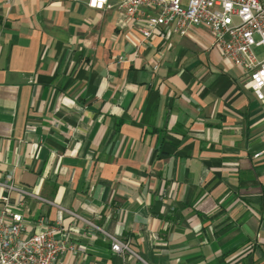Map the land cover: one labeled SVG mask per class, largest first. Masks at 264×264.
Masks as SVG:
<instances>
[{"label": "crops", "instance_id": "1", "mask_svg": "<svg viewBox=\"0 0 264 264\" xmlns=\"http://www.w3.org/2000/svg\"><path fill=\"white\" fill-rule=\"evenodd\" d=\"M84 1L0 0V180L43 200L28 230L80 217L59 264H123L98 228L147 264H264V112L242 69L205 28L141 43Z\"/></svg>", "mask_w": 264, "mask_h": 264}, {"label": "built area", "instance_id": "2", "mask_svg": "<svg viewBox=\"0 0 264 264\" xmlns=\"http://www.w3.org/2000/svg\"><path fill=\"white\" fill-rule=\"evenodd\" d=\"M84 4L95 11L117 6L127 24L141 37V43L156 33L168 37L185 35L191 27L205 28L212 37L211 47L242 69L244 87L252 92L264 112V54L255 52L264 49V0H85ZM27 198L43 201L11 176L0 180V264H59L61 255L74 249L66 241L56 239L63 215L80 217L57 207L54 224L40 217L28 230L23 214ZM98 230L109 241L112 253L127 257L123 264H132V260L147 264L129 248L128 242Z\"/></svg>", "mask_w": 264, "mask_h": 264}, {"label": "rangeland", "instance_id": "3", "mask_svg": "<svg viewBox=\"0 0 264 264\" xmlns=\"http://www.w3.org/2000/svg\"><path fill=\"white\" fill-rule=\"evenodd\" d=\"M256 54H258L259 56H262L264 54V49L263 48H258L255 49Z\"/></svg>", "mask_w": 264, "mask_h": 264}]
</instances>
